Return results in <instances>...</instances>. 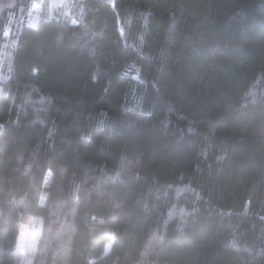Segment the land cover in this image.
<instances>
[{
    "label": "trees",
    "instance_id": "16d2710c",
    "mask_svg": "<svg viewBox=\"0 0 264 264\" xmlns=\"http://www.w3.org/2000/svg\"><path fill=\"white\" fill-rule=\"evenodd\" d=\"M0 0V264H264V0ZM45 14V13H44Z\"/></svg>",
    "mask_w": 264,
    "mask_h": 264
},
{
    "label": "rangeland",
    "instance_id": "374dc122",
    "mask_svg": "<svg viewBox=\"0 0 264 264\" xmlns=\"http://www.w3.org/2000/svg\"><path fill=\"white\" fill-rule=\"evenodd\" d=\"M69 0H34L29 11L28 22L36 24L43 15L68 13ZM45 13V14H44ZM39 233V222L30 219L19 233L17 250L23 256L22 264H29V257L34 249Z\"/></svg>",
    "mask_w": 264,
    "mask_h": 264
},
{
    "label": "bare ground",
    "instance_id": "6f19581e",
    "mask_svg": "<svg viewBox=\"0 0 264 264\" xmlns=\"http://www.w3.org/2000/svg\"><path fill=\"white\" fill-rule=\"evenodd\" d=\"M18 243V242H17ZM18 251V250H17ZM21 253V252H20Z\"/></svg>",
    "mask_w": 264,
    "mask_h": 264
}]
</instances>
